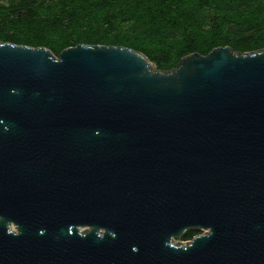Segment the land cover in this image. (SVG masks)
I'll return each instance as SVG.
<instances>
[{
  "label": "water",
  "instance_id": "water-1",
  "mask_svg": "<svg viewBox=\"0 0 264 264\" xmlns=\"http://www.w3.org/2000/svg\"><path fill=\"white\" fill-rule=\"evenodd\" d=\"M0 264H264V48L0 43Z\"/></svg>",
  "mask_w": 264,
  "mask_h": 264
},
{
  "label": "trees",
  "instance_id": "trees-1",
  "mask_svg": "<svg viewBox=\"0 0 264 264\" xmlns=\"http://www.w3.org/2000/svg\"><path fill=\"white\" fill-rule=\"evenodd\" d=\"M0 43L44 47L56 57L77 45L122 46L170 70L217 47L263 49L264 0H0Z\"/></svg>",
  "mask_w": 264,
  "mask_h": 264
},
{
  "label": "rangeland",
  "instance_id": "rangeland-1",
  "mask_svg": "<svg viewBox=\"0 0 264 264\" xmlns=\"http://www.w3.org/2000/svg\"><path fill=\"white\" fill-rule=\"evenodd\" d=\"M190 241V240H189ZM186 242L188 241H183L182 238H179V239H175V243H181V244H185Z\"/></svg>",
  "mask_w": 264,
  "mask_h": 264
}]
</instances>
